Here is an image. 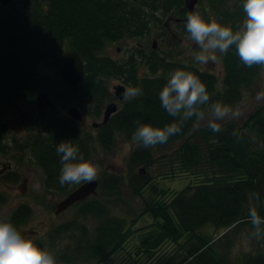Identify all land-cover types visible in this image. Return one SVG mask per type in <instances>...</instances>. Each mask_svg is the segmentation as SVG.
<instances>
[{
	"label": "trees",
	"instance_id": "obj_1",
	"mask_svg": "<svg viewBox=\"0 0 264 264\" xmlns=\"http://www.w3.org/2000/svg\"><path fill=\"white\" fill-rule=\"evenodd\" d=\"M206 1L214 12L232 23L240 24L245 16L243 0ZM184 2L14 0L7 5L0 2V153L13 148L27 151L29 160L43 169L45 186L69 193L79 184L62 186L59 183L61 163L56 146L71 140L84 158L91 161L97 148L104 152L113 149L116 134L131 140L137 121L154 127L174 122L175 118L161 107L159 99V92L174 71H191L206 85L211 101L235 106L263 68L245 67L234 47L223 55L221 83L201 66L170 60L159 52H152L146 62L147 71L155 76L139 78L136 75L138 59L115 60L104 52L111 43L142 38L151 31L152 25H160L161 19L169 14L183 15ZM228 2L232 7L226 6ZM202 17L210 21L205 14ZM67 50L76 51L84 64L83 96L76 101L62 89H56L52 99L59 108L58 114L51 119L35 117L30 111L32 99L50 82L62 53ZM110 77L125 79L132 87L141 88L143 94L131 101L124 99L105 124L93 127L96 130L93 136L89 130L92 124L73 120L66 110L77 105L90 118H99L113 99L107 82ZM7 113H17L22 127L30 132L21 143L15 139L8 141ZM221 125L224 130L213 133L207 127L194 128L193 121L189 120L182 132L170 137L166 144L154 148L133 147L127 163L131 172L128 180L125 182L117 172H104L98 180V191L77 203V215L95 219L94 226L90 228L86 223L72 220L59 223L50 231L52 239L58 241L66 235L72 241V245L66 244L57 253L58 264H105L122 248L133 233L137 218L144 213H150L154 222L143 229L146 231L137 253L147 254L163 242L173 241L178 247L163 255L159 264H227L226 258L213 246L214 237L199 229L211 225L218 232L224 231L222 237L226 238L238 226L249 224L250 207L255 206L264 217V103L243 123L227 120ZM234 130L238 133L236 137L232 135ZM175 142L179 145L168 156L180 162L182 169L192 170L202 163L210 168L207 174L215 177L187 185L168 201H145L144 210L132 217L130 208H123L124 186L133 196L142 197L150 180L146 168L166 157L167 154L158 153ZM138 166L142 168L132 171ZM255 193L259 194V200L253 199ZM27 216L26 209L19 207L7 219L17 228ZM182 237L186 239L179 243ZM240 264H264V246L245 253Z\"/></svg>",
	"mask_w": 264,
	"mask_h": 264
},
{
	"label": "rangeland",
	"instance_id": "obj_2",
	"mask_svg": "<svg viewBox=\"0 0 264 264\" xmlns=\"http://www.w3.org/2000/svg\"><path fill=\"white\" fill-rule=\"evenodd\" d=\"M197 1L199 8L195 12H198L201 16L205 14L209 20H216L218 23L224 25L223 21L225 20L217 11L214 12L213 9H211L208 10V12L210 11V13H208L202 8V6L209 7L206 0ZM226 6L232 7V3L228 2ZM209 16H211V18ZM243 19L244 17L241 21H243ZM229 25L230 23H227V26ZM161 26L162 25H152L151 31L142 38L123 39L111 43L105 48L104 52L114 59L124 60L129 53L136 54L139 45H144L148 52L152 49L151 44L153 40H155L156 44L160 46V50H165L172 58L201 66L205 70L213 73L218 78V82L221 83L220 80H222L224 72L223 55L217 53L218 60L215 63L209 62L207 65H201L193 59L198 48L194 42L189 39L186 23L177 25L170 23V28L177 33L178 39H172L168 44L166 40H160L161 33L163 32ZM158 39L159 43L157 42ZM107 82L112 92L113 85L122 84L121 81L115 77L108 78ZM262 90H264V68L261 70L260 76L256 77L251 88L244 90L241 100L236 103L235 106L230 105L233 109L239 108L242 112V116L239 119L226 118L221 124L227 120H234L237 124L243 123L256 107L264 103V100L258 101L255 99L256 92ZM83 115L84 122L89 124H91L92 121H100L102 118L93 119L87 114ZM5 120L9 125L8 141L15 139L18 143H21L30 135V132L26 131L19 122L17 113H7L5 115ZM93 127L94 126H90L89 130L92 132L93 136H95L96 130ZM245 131H247V129H245ZM178 145L179 142H175L170 148L161 150L158 155L164 153L167 154V156L162 159L160 158V161L146 168L150 180L142 191V197H138L137 195L133 196L128 188L124 186L123 208L125 207L128 209L129 207L130 209L128 212L131 211V214L133 213L132 217L140 214L144 210L145 201H168L187 185L202 183L215 177L211 173L207 174L210 168L202 163L192 170L186 171L182 169L180 162L168 156L172 154L171 152ZM133 147L136 146L132 144L130 139L118 133L115 136L113 149L111 151L104 152L100 148L96 149L91 161L98 165L100 169L98 179L96 180L97 185L98 180L103 176L104 172H117L123 175L125 182L128 180L129 173L131 174V172L128 169L127 163ZM0 159L9 161L12 165L9 173L15 172L19 176L18 181L14 183L0 178V193L3 196L0 202V216L8 218L17 208L23 207L26 209L28 216L17 226V229L21 231L26 238L34 240L41 248L53 251L57 257V253L62 252V248L66 244L72 245V241L66 235L61 237V240L58 241L57 238H50V231L56 225L78 220L79 222L86 223L90 228L94 226L96 223L95 219H83L77 215L78 204H70L61 211L56 212V205L64 199L68 193L54 189L50 190L45 186L43 169L29 160L27 151H20L13 148L6 153H1ZM140 168L142 167L138 166L132 171L136 172ZM23 180L27 181V186L26 190L22 192L18 186L22 184ZM96 190L98 191V186ZM173 216L175 217L174 213ZM153 222L154 219L150 213L140 215L132 227L133 233L126 239L122 248L113 254L105 264H159L158 262L161 261L163 255L175 251L178 247L177 243L165 241L153 252H147V254L144 252L137 253L142 235L146 231L143 229ZM252 231L253 227L250 223L240 225L232 232H229L226 238H223L222 233L224 231L218 232L216 229H213L211 225H206L199 229V232L210 234L214 237L212 238V242L214 241L213 246L226 258L227 264H240L242 256L245 253L255 252L264 246V238H250V233ZM185 239L186 237H182L179 243H183ZM227 243H229L228 247L226 246ZM71 264L90 263L72 262Z\"/></svg>",
	"mask_w": 264,
	"mask_h": 264
},
{
	"label": "clouds",
	"instance_id": "obj_3",
	"mask_svg": "<svg viewBox=\"0 0 264 264\" xmlns=\"http://www.w3.org/2000/svg\"><path fill=\"white\" fill-rule=\"evenodd\" d=\"M245 17L237 29L222 25L216 20L206 21L198 12L188 13L186 30L189 39L197 46L193 59L201 65L218 60L217 53L226 55L231 48L240 62L248 68H264V0H243ZM143 94L139 87H127L123 93L125 101H131ZM161 107L174 122L163 127L140 123L131 135V142L137 147L154 148L166 144L170 137L182 132L184 124L192 120L194 128L207 127L213 133L224 129L221 122L226 118L239 119V108L211 101L206 85L191 71L176 70L159 92ZM255 99L264 100V90L257 91ZM211 101V102H210ZM234 137L238 133L232 132ZM61 169L59 183L82 184L98 179L99 166L84 158L71 140L61 141L56 146ZM259 200V194L253 195ZM247 221L252 225L250 238H264V217L255 206L248 210ZM0 264H58L56 254L39 247L34 240L26 238L13 223L0 216Z\"/></svg>",
	"mask_w": 264,
	"mask_h": 264
},
{
	"label": "water",
	"instance_id": "obj_4",
	"mask_svg": "<svg viewBox=\"0 0 264 264\" xmlns=\"http://www.w3.org/2000/svg\"><path fill=\"white\" fill-rule=\"evenodd\" d=\"M14 0H0L4 5L11 3ZM197 0H185V7L188 13H192L193 7ZM187 19V18H186ZM84 79V64L74 50H67L61 55L60 63L56 71L52 74L50 82L44 86L32 99L30 111L35 117L53 118L58 112L59 108L52 99L53 91L62 89L67 95L73 99L80 100L82 98V82ZM125 89L118 85L115 87V95L119 99H123ZM117 106L114 102L108 103L103 110V117L101 123L105 124L110 116L116 111ZM67 115L75 121L82 120V114L79 109L73 105L66 111ZM100 123L94 122L92 126L96 127ZM97 188V181L91 183H82L74 189L65 199L57 204L56 212L61 211L76 200L83 199L90 194H95ZM264 244V243H263Z\"/></svg>",
	"mask_w": 264,
	"mask_h": 264
},
{
	"label": "flooded vegetation",
	"instance_id": "obj_5",
	"mask_svg": "<svg viewBox=\"0 0 264 264\" xmlns=\"http://www.w3.org/2000/svg\"><path fill=\"white\" fill-rule=\"evenodd\" d=\"M185 1V0H184ZM198 2V1H197ZM197 2H196V4L194 5V7H193V11H192V13L194 12L195 13V11L199 8L198 7V5H197ZM204 7V6H203ZM183 8H184V10H185V13L182 15H174V14H169V15H167V16H165V17H163L162 19H161V22H160V25H162L161 26V29L163 30V32L161 33L162 35L160 36V40L162 39L163 41L164 40H166V42H167V44L168 43H170V41L172 40V39H178V36H177V33H175L174 31H172L171 30V28H170V23H173V24H184V23H186V18H187V14H188V9L185 7V2H184V5H183ZM204 10H205V12H208V10H211V7L209 6V7H204L203 8ZM232 9V8H231ZM208 13H210V11L208 12ZM210 18H211V16H209ZM245 17V16H244ZM225 21H223V24L224 25H227V23H230V25L229 26H232L233 27V29L235 30V29H237L236 27H238L239 26V24L238 23H232L231 21H230V19L229 18H223ZM229 21V22H228ZM242 23V21L240 22V24ZM161 30V31H162ZM162 41V42H163ZM158 43H159V39H158V41H157ZM164 43V42H163ZM151 48L152 49H150L148 52H147V49H146V47L144 46V45H139V51H140V53L139 54H133V53H129V55L128 56H126V58H133V60H136V59H138V61H136V62H138V64H139V69H137L136 70V75L139 77V78H147V77H154L155 75L154 74H152L150 71H147V68H146V62H147V57H149L150 55H151V53L153 52V53H156V52H159V53H161V54H159L160 56H164V55H166L170 60L172 59V60H176V59H174V58H172V56L171 55H169V54H167L166 52H165V50H160V46L159 45H157L156 44V42H155V40H153V42H152V44H151ZM222 59H223V57H222ZM115 60H118V59H115ZM178 61H180V60H178ZM182 62V61H181ZM141 68H143V69H141ZM157 73L160 75V71H157ZM115 78H118V77H115ZM118 80H120L121 81V83L122 84H117V85H113L112 86V88H113V99L109 102V103H111V102H114L115 104H116V106H117V109L116 110H118L119 109V107H120V103L124 100V98L121 100V99H119L116 95H115V87L116 86H118V85H121V86H123L124 87V89H126L127 87H132L128 82H126L125 81V79H122V78H118ZM83 96V95H82ZM77 101H79V100H77ZM108 104V103H107ZM73 106V105H72ZM78 109H79V111L81 112V114H82V120H80V121H78V122H80V123H82V124H88V123H85L84 122V113L80 110L81 108L79 107V106H77V105H75ZM71 107V106H70ZM67 111V110H66ZM100 117H103V112H102V114H101V116ZM42 118H44V117H42ZM101 121H102V118H101V120L100 121H92V123H94V122H97V123H100V124H103V123H101ZM91 123V124H92ZM1 154V153H0ZM29 161V160H28ZM12 168V165H11V163L9 162V161H6V160H1L0 159V178H2V179H6V180H8V181H10V182H12V183H14V182H16V181H18V179H19V176H18V174H16L15 172H12V173H9V171H10V169ZM10 177H12L13 179H15V180H12ZM10 179V180H9ZM80 185V184H79ZM78 185V186H79ZM98 185H99V181H98ZM97 185V186H98ZM26 186H27V181L26 180H23V182H22V184L21 185H19L18 186V188L23 192V191H25L26 190ZM77 186V187H78ZM76 187V188H77ZM76 188H74V189H76ZM73 189V190H74ZM72 190V191H73ZM71 191V192H72ZM21 192V193H22ZM71 192H69L66 196H65V198L71 193ZM91 195H93V194H90V195H88L87 197H85V198H83V199H79V200H76L75 202H73L72 204H77V203H80V202H82V201H84V200H87L89 197H91ZM0 196H1V198L3 197L2 195H1V193H0ZM64 198V199H65ZM63 200V199H62ZM61 200V201H62ZM71 204V205H72ZM56 209H57V205H56Z\"/></svg>",
	"mask_w": 264,
	"mask_h": 264
}]
</instances>
